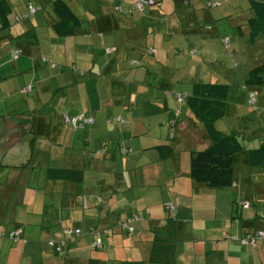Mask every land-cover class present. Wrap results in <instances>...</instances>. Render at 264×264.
Wrapping results in <instances>:
<instances>
[{
	"label": "crops",
	"instance_id": "0c3cea01",
	"mask_svg": "<svg viewBox=\"0 0 264 264\" xmlns=\"http://www.w3.org/2000/svg\"><path fill=\"white\" fill-rule=\"evenodd\" d=\"M5 1L11 26L0 30V264H166L165 258L150 259L152 248L158 243L156 239L164 244L165 234L172 237L166 231L171 222L176 246L167 264H264V240H258L254 248L242 246L236 240L244 231L264 228V218L260 219L264 210L259 209L261 202L264 205V199L247 202L258 210L250 214L251 219L243 222L240 229L232 230L231 236L235 235V239L230 237L229 241L233 242L216 239L212 251H197L194 243L198 242L194 237L191 248H179L180 229L174 219L166 221L171 214L164 205L156 202L155 196L161 198L157 188H169V193H172L170 188L178 191L179 177L184 178L189 188L202 190L203 187L189 178L188 150L201 148L207 142L199 123L186 106L176 116L178 105L171 94H189L195 81L220 83L224 72L207 80V74L212 73L205 71L204 80L200 76L189 81L182 77L177 78L175 84L159 78L157 83H150L152 74L147 70L127 72L122 77L117 75L120 49L129 53L146 37H152L151 46L155 53L162 51V57L167 56L169 50L178 55L180 48V54L183 55V50L187 59H192L191 50L200 52L201 59H211L212 41L223 35L217 25L208 33L198 26L196 18L202 15L196 7L197 4L203 6L201 0H156L162 3L146 8L144 15L132 13L135 0H64L81 20L85 18L73 37H82L90 46L101 48L102 51L95 52L90 73L96 75L95 78L104 77L101 81L98 78L100 84L96 85L93 82L96 79H88L89 89L85 86L82 93L78 91V106L70 102L73 98L70 91L63 93L56 103L60 106L70 103L61 109L66 112L58 111V106L51 112L50 107L45 106L61 88L52 90L46 98L43 93L47 88L43 85L40 94L34 98V106L28 94L38 82L30 85L33 76L22 74L33 71V80H37V67L45 64V58L36 55L40 42L64 44L61 39L65 38L57 37L52 31V24L56 22L50 7L52 0H23L22 17L16 13L20 0ZM42 5H47L44 8L49 10L44 18L42 15L36 17L38 12L29 17L31 20L26 17L29 6L43 8ZM115 8L121 11H115ZM78 11L85 15L81 16ZM174 14L178 15V21L182 16L188 18L183 20L187 25L184 29H173L163 18ZM222 14L230 15L228 22L235 33L251 16L249 11L245 16L240 12L238 15L237 11L234 16ZM211 15L209 11V17ZM17 17L20 20L14 23ZM23 20L30 21L23 26L17 25ZM179 31L187 34L182 42L172 38ZM230 36L232 41L235 35ZM242 45L249 61L255 62V45L246 42ZM13 49L19 51L16 58L10 54ZM114 52L116 57L109 59L108 54ZM22 55L30 59H22ZM78 57L81 61L82 57ZM196 64L199 69V60L190 62L189 69ZM55 69L58 67H49V70ZM186 82H190L189 91L182 87ZM97 85L98 89H93ZM65 114L70 118H92L93 124L73 131L63 120ZM118 116L122 122L116 121ZM170 121L175 122L173 131ZM176 143L183 146V153L178 151ZM158 146H172L175 151L169 158H162L156 149ZM122 148L126 150L123 154ZM128 161L130 168H127ZM58 170L61 175L63 171H76L78 178L69 180L64 175L59 178ZM180 212L181 209H177L176 216ZM130 218L134 229L132 235L116 227L117 222ZM256 218L259 221L252 223ZM18 227L21 233L14 242L9 235ZM66 227L81 229L84 235L70 242L62 255H56L47 240L60 238ZM91 228L96 233L108 230L107 234H100L103 246L99 250L90 246L94 239L88 234ZM222 234L219 232L214 236L219 238Z\"/></svg>",
	"mask_w": 264,
	"mask_h": 264
},
{
	"label": "rangeland",
	"instance_id": "374dc122",
	"mask_svg": "<svg viewBox=\"0 0 264 264\" xmlns=\"http://www.w3.org/2000/svg\"><path fill=\"white\" fill-rule=\"evenodd\" d=\"M18 2L20 3V7L18 10L16 8V13L18 16L22 17L21 13L23 11L24 1L20 0ZM219 2V6L211 10V17H209V10H206V8L200 4H197V12L202 15L201 18H196L198 21V26L204 28V33H208L212 29H215L217 25L219 26L218 28L220 30V35L230 36L231 34H234L236 36L235 30L230 27V23L228 22L230 15L226 16L222 13H232L231 15L234 16L235 12L237 11L238 15L240 12L241 15L245 16L248 11V2L247 0H220ZM45 6L47 5H42V11H39L36 17H40L42 15L44 18L45 12L47 10L44 8ZM125 7L126 6H124V8ZM13 8L15 9V7ZM132 10L133 9H131V11ZM78 14L81 16L85 15L82 11H78ZM116 15L119 14L116 13ZM177 16L174 14L167 17L168 23H171L172 25L170 27H173V29L174 27L184 29L187 25L183 23V20L188 18L186 16H182L180 17L182 20L179 19L178 21ZM29 19L31 20L32 18ZM30 20H23L20 22L21 24L19 23L17 25H26ZM82 20L85 21V18ZM193 20L195 21L194 18ZM208 27L211 29L207 30ZM243 27L245 26H242V28ZM180 32L181 31H179V33L176 32L172 37H176L175 40L178 42H182L184 37L187 35ZM199 37L200 36H198V38ZM243 39L239 40L238 37H235V39L231 42L234 43V45L231 44L229 51L225 50L220 38L214 39L212 41L214 52L212 54V58L208 60L201 59V55H197V57H190L192 59H187L189 57L186 56V53L183 52V50L181 52L183 55L180 54V48L177 50L178 55H173L172 50H169L167 52V56L165 54L164 57L161 56L162 51H158L154 55H148L144 53V51L145 49L152 47V37H146V39H142L137 44V48L129 50V53H125V49H120V54L117 55L114 52L112 54H108V58L112 59L117 55L120 65V70L117 75H120V77H122V74L127 72L134 73L137 71L144 72L147 70L152 74L148 80L150 83H157V78L163 80V82H171L172 84H175L174 81H176L177 78L182 77H187L189 81L193 79L194 76L197 78L200 76L203 77L200 79L204 80L205 71L212 73L207 74L208 80L212 76H221V74L224 72V76L222 78L223 80L220 83L229 85L231 92L227 101L226 114L221 120L215 123V128L219 132H222L226 135L234 133L246 151L254 147L256 148L262 144V142H264V87H245V81L248 78L247 76L249 69L254 65L264 62V46L262 43L260 45V41H257V44L254 46V50L252 49L253 53L256 55L255 62L252 63L249 61V57L244 54L243 45L240 46L241 42H244ZM61 40V42H64V44H60L59 42L54 44L51 42H40L38 44L39 51L36 49V55H38L40 58H45L47 63L45 62L44 64L41 61V63L45 66L39 65V67H37V80H33L35 72H22V74H27L29 77L33 76L29 82L30 85H34L35 82H38V84L34 85L33 91L28 94V97L31 99L34 106L36 104L34 98L37 93L40 94V89L43 85L47 88L46 92L43 93L46 98H48L52 90L61 88L56 92L55 97H51L50 101L45 105L50 107L51 112L54 111L55 106L60 107L58 111H63L61 110L63 109L62 107L70 104L67 103L64 106H60V104L56 103V100L67 91H70L73 94V98L70 102L73 103L74 106H78V91H81L82 93L83 87L85 86V89H89L88 79H96V81H93L94 85H96L97 83L100 84L99 79L101 81V79L104 78L103 75L98 76L99 79L97 77L95 78L94 76L96 75L90 73L92 61L95 62V52L102 51L101 48L97 46V43L94 44L98 47V49L95 46H90L89 43H87L86 40L84 41L82 37H68ZM184 44H186V42ZM231 53H233L232 57L230 56ZM78 56L82 57L81 61L78 60ZM62 57H65L67 61H65ZM21 58H25L27 60L30 59L24 55H22ZM130 59H135L134 61L138 60L140 66L136 67L131 65ZM198 60L200 61V68L197 69L196 64L193 65L191 69H189V63L197 62ZM52 63H54L58 69L49 70V67H51ZM96 65L97 71H99L100 65H98V63ZM191 70L192 73H190ZM93 72L98 74V72H95V70ZM111 72L115 74V70H112ZM51 74H54V76H51ZM59 76L61 77L59 78ZM116 77L120 78L118 76ZM40 78L42 79L41 82ZM182 85L186 91H189L188 87L190 82H186ZM98 86L99 85L93 87V89L97 90ZM249 91H253L256 97V102L253 105H248L246 102ZM185 106L186 104L178 106V108L181 109L183 107L184 109L186 108ZM136 111L138 112V110ZM197 136L198 134L196 133V137ZM179 140L181 141L180 137ZM176 145L178 146L179 152L183 153L185 151L181 144L178 145L176 143ZM117 158L119 160L120 156L118 155ZM127 168H130L129 161ZM235 169V178L237 184L236 188L209 189L203 185L202 190H200L199 187L189 188L182 177H179L180 184L177 187L178 191L175 190V188H173V190L170 188L172 193H169L167 192L169 188L168 190L165 187L162 189L157 188V190L160 191L158 196L161 197L157 198V196H155L156 202H159L158 205H164L165 208H169L170 206L175 207L173 210L170 208L169 209L173 219L180 229L179 234L181 235L182 239L180 242H177L179 248L185 250L188 249L189 246L191 248V244H193L191 242L193 237L194 239H197L196 242H198L194 243L197 251H212L216 239H221L223 242H233L234 240H228L230 237H235V235L231 236L233 234L232 230L235 229L236 231L240 229L242 224H244L243 222L251 219L250 214L258 210V208L255 206H251L247 210H244L243 207L238 208L237 204L242 203V201H245V203L250 201V203H252L253 199H264V168H248L246 167L244 157L239 156L236 158ZM258 203H260V201ZM179 208L181 209V212L176 216L175 213ZM259 209L264 210V205H262V202ZM263 215L264 214H261V217L264 218ZM219 232L224 234H222V236L219 238L214 236L219 234ZM60 238L49 239L47 240V243L51 240L56 242Z\"/></svg>",
	"mask_w": 264,
	"mask_h": 264
},
{
	"label": "trees",
	"instance_id": "16d2710c",
	"mask_svg": "<svg viewBox=\"0 0 264 264\" xmlns=\"http://www.w3.org/2000/svg\"><path fill=\"white\" fill-rule=\"evenodd\" d=\"M137 1L138 0H135V2L132 4L133 5L132 11H134L132 13L134 14L138 13L140 15H144V13L146 12V8L148 7L152 8L155 6L157 7L160 5V2H161V1L156 2V0H146L145 4H143V7L139 9L136 7ZM219 1L220 0H201L203 7L209 11H211L213 8L218 7L220 4ZM247 2H248L247 10L251 13V16L247 19L245 27L240 28L241 30L239 32H236L235 37H238L239 40L244 38L243 39L244 42H241V43L246 42V44H251V46H253L257 43V41H260L259 42L260 45L262 43L264 46V0H247ZM29 7H32V6H29ZM50 7H51V11L53 15L56 18V22L52 24V31L54 32V34L59 38L73 37L76 34V32L80 30L81 25H82V20L76 15V13L69 7V5L64 0H52L50 3ZM32 8H35L36 11L32 14H29L27 12L26 14L27 18L41 11L40 7H32ZM115 11H121V10L120 8H115ZM8 13H9V7L6 4V1L0 0V30L8 29L11 26V22L8 18ZM167 17L169 16L167 15L163 16V18L166 20L167 24L169 25ZM19 20L20 18L17 17L16 20H14L13 22L16 23ZM210 29H211L210 27L207 28V30H210ZM220 39H221V43L225 47V50L229 51L230 46L232 44L231 36H222ZM225 40H227V43L224 42ZM13 51H18V50L13 49L10 51V54ZM107 51L108 50H106V52ZM144 53L148 55H153L155 53V49L153 47H149L148 49H145ZM189 54L191 57H195L196 55H199L200 52L191 50L189 51ZM230 56L232 57L233 53H231ZM45 62L47 63L46 59H45ZM130 63L131 65L136 66V67L140 66V63L138 61H131ZM55 67L56 65L52 63L51 68L54 69ZM247 77L248 78L245 81V84H246L245 87L247 86L264 87V62L251 67L248 71ZM230 92H231L230 86L224 83L210 84V83H203V82L195 81L191 84L189 94H185V93L171 94V98L176 102L178 106L186 104L187 109L191 112L194 119L196 120V122L199 123L201 127L202 135L204 136V141H206L207 144L201 148L191 147L188 150L189 152V178L196 184L203 185L209 189L236 188L237 184H236V178H235V174H236L235 168H236V158L239 156L244 157L246 167L248 168H257V167L264 168V142H262V144H260L256 148L254 147L252 149L245 151L242 144L239 142L238 138L236 137L234 133L226 135L222 132H219L215 128V123L221 120L226 114L227 101H228ZM250 93L254 95V99L256 98L254 92L249 91L248 98L246 101L248 105H250L248 103ZM175 95L183 96V100L181 102H178L174 97ZM176 111H177L176 116L180 115V108H178ZM71 119L72 118L68 117L66 114L63 116V120L65 121V123L72 130L76 131L77 128L73 129V127L70 125L69 121ZM116 121L118 123L122 122V119L120 118V116L116 117ZM173 121H174V118H173ZM173 121H170V127H171L170 130L172 131H173L174 123H175ZM109 123L110 122L107 121V124ZM156 149L158 150V152H160V156L162 158L163 157L169 158L170 156H172V154L175 151L172 146H158L156 147ZM125 151H126L125 149L121 150L122 154ZM58 174H60L59 178H62L63 175L66 177V179H69V180H75L78 178L76 176L78 172L76 171H69V172L63 171L62 175H61V171H59ZM244 203L245 201H242V203L240 204L239 203L238 204L236 203V204L238 208L243 207L244 210H247L250 207V205L248 203V207L246 208L243 206ZM169 208L173 210L175 207L170 206ZM169 208H166V210H168V212L170 213ZM237 218H238V215H237ZM260 219H263V217H260ZM130 221H131V218L129 220H126L125 222H117L116 227H118L122 231H125L127 234L132 235L134 229L133 227H131ZM166 221H173L172 215H170L169 218L166 219ZM258 221L259 220L256 218L251 222L255 223ZM167 227L168 229H166V231L168 230L170 234H172V237L168 238V236H166L165 234L164 244H160L159 243L160 240L156 239L158 243L156 242V244H154V247L152 248V254H151L150 261H155V259L162 260L163 258H165V261L167 264L170 262V258L172 259V256L174 254V249L176 246L175 245L176 238H175V232L173 233L174 226L172 222ZM18 228L21 230L20 227ZM66 228H72V229L79 230L80 234L70 239H66L61 234L62 235L61 238L55 242V245H52V246L49 244L50 242L49 241L48 246L52 249V251L56 255H62L65 252V250L68 248V244L70 242L76 239H79L84 235L81 229L73 228V227H66ZM16 229L17 228H15L9 235V238L13 240L14 242H16L19 237V235L17 236L12 235V233ZM263 230L264 228L244 231V233L241 236L236 237V240L240 244V240L243 239L245 236L253 235L256 232L263 231ZM93 231L94 230L92 228L88 231V234L94 236V239L90 246L93 250H99L103 246L100 234L101 233L107 234L108 230L101 231L100 233H96ZM159 235L162 236L163 234L161 233ZM258 240H264V239H258ZM60 242H63L64 245L61 246ZM95 242H98L99 244L98 247L92 246ZM251 248H254V247H251ZM128 264H131V263H128ZM135 264H145V263L140 262V263H135Z\"/></svg>",
	"mask_w": 264,
	"mask_h": 264
},
{
	"label": "built area",
	"instance_id": "2783aa9c",
	"mask_svg": "<svg viewBox=\"0 0 264 264\" xmlns=\"http://www.w3.org/2000/svg\"><path fill=\"white\" fill-rule=\"evenodd\" d=\"M145 2H146V0H138L137 3H136V7L141 9L143 7V4H145ZM35 11H36V9L32 8V7H29V9H28V13L29 14H32ZM224 42L227 43V40H225ZM18 54H19L18 51L11 52V56L13 58H16L18 56ZM174 97H175V99L178 102H181L183 100V96H181V95H175ZM248 103L250 105H253L255 103L254 95L252 93L249 94ZM69 122H70V125L73 127V129H76V128L79 129V128H83L85 125H91L93 121H92L91 118H85L84 116H80V117L72 118ZM243 206L247 208L248 207V203H244ZM20 233H21V230L19 228H17L12 233V235L17 236ZM79 234H80L79 230L72 229V228H65V229L62 230V235L66 239H70V238H72L74 236H78ZM258 239H264V230L263 231H258V232H256L253 235L245 236L243 239L240 240V244L241 245H249L251 247H255L256 241ZM49 244L51 246L55 245V241L51 240L49 242ZM60 244H61V246L64 245L63 242H60ZM92 246L93 247H98L99 244H98V242H95Z\"/></svg>",
	"mask_w": 264,
	"mask_h": 264
}]
</instances>
